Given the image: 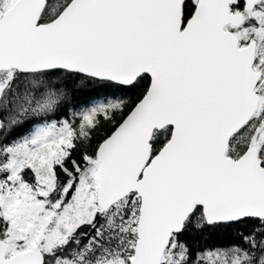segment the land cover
Wrapping results in <instances>:
<instances>
[{
    "label": "snow or ice",
    "instance_id": "1",
    "mask_svg": "<svg viewBox=\"0 0 264 264\" xmlns=\"http://www.w3.org/2000/svg\"><path fill=\"white\" fill-rule=\"evenodd\" d=\"M0 264H264V0H0Z\"/></svg>",
    "mask_w": 264,
    "mask_h": 264
},
{
    "label": "trees",
    "instance_id": "2",
    "mask_svg": "<svg viewBox=\"0 0 264 264\" xmlns=\"http://www.w3.org/2000/svg\"><path fill=\"white\" fill-rule=\"evenodd\" d=\"M213 241L217 242V243L222 242L218 237H213L210 242H213ZM201 243H203V242H201Z\"/></svg>",
    "mask_w": 264,
    "mask_h": 264
}]
</instances>
